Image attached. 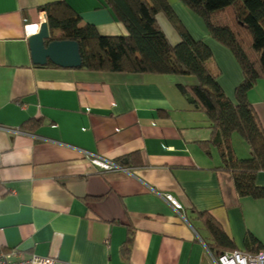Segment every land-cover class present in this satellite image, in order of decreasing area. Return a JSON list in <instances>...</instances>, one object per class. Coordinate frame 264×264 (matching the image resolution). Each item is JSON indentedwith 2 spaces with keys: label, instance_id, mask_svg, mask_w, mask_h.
<instances>
[{
  "label": "crops",
  "instance_id": "crops-1",
  "mask_svg": "<svg viewBox=\"0 0 264 264\" xmlns=\"http://www.w3.org/2000/svg\"><path fill=\"white\" fill-rule=\"evenodd\" d=\"M52 1L0 0V252L55 264H215L201 211L235 250L246 251L248 232L264 245V199L236 195L230 175L215 170L217 149L201 147L211 122L178 88L195 78L33 64L28 37L46 20L40 7ZM63 1L80 26L127 34L101 0ZM167 1L187 32L210 47V67L234 101L242 80L234 55L180 0ZM156 19L170 44L178 43L173 23L163 13ZM30 24L37 30L26 34ZM248 99L264 125V79ZM232 144L238 157L251 156L239 134ZM92 159L119 168L103 170ZM255 181L264 186V171Z\"/></svg>",
  "mask_w": 264,
  "mask_h": 264
},
{
  "label": "trees",
  "instance_id": "trees-1",
  "mask_svg": "<svg viewBox=\"0 0 264 264\" xmlns=\"http://www.w3.org/2000/svg\"><path fill=\"white\" fill-rule=\"evenodd\" d=\"M180 1L203 20L209 35L237 60L242 80L234 89V101L219 85L218 71L210 67V47L187 32L167 0H101L124 24L125 35H101L93 24L80 26L79 15L63 0L46 3L40 7L50 33L45 44L52 40L77 42L80 69L194 77L195 84H179L178 88L192 109L203 112L211 122L210 138L201 141V147L207 154L210 145L217 149L221 162L215 170L230 175L236 195L264 199V186L255 181L256 174L264 171V125L248 99V91L264 79V0ZM158 13L173 23L180 35L178 43L170 44L157 22ZM47 65L56 66L51 62ZM234 133L250 146V157L236 155ZM198 215L210 235L206 245L215 257L236 249L232 238L208 211ZM244 245L249 253L264 250L249 232Z\"/></svg>",
  "mask_w": 264,
  "mask_h": 264
},
{
  "label": "water",
  "instance_id": "water-1",
  "mask_svg": "<svg viewBox=\"0 0 264 264\" xmlns=\"http://www.w3.org/2000/svg\"><path fill=\"white\" fill-rule=\"evenodd\" d=\"M50 33L47 21L44 20L38 32L28 37L30 54L33 64L45 65L48 61L61 67L75 68L81 65L78 43L71 40H49Z\"/></svg>",
  "mask_w": 264,
  "mask_h": 264
},
{
  "label": "built area",
  "instance_id": "built-area-1",
  "mask_svg": "<svg viewBox=\"0 0 264 264\" xmlns=\"http://www.w3.org/2000/svg\"><path fill=\"white\" fill-rule=\"evenodd\" d=\"M36 30V25H25L26 34L34 33ZM92 163L103 170L119 168L118 165L112 162L100 159H92ZM166 199L175 209L180 207L170 196H166ZM213 259L215 264H264V250L257 253H249L244 250H233L223 252L219 256L213 257ZM0 264H55V260L52 257H40L36 255L25 257L23 255L16 256L14 253L6 254L0 252Z\"/></svg>",
  "mask_w": 264,
  "mask_h": 264
}]
</instances>
